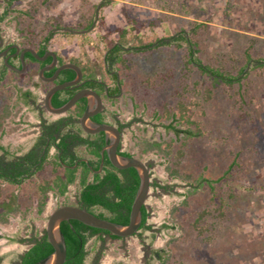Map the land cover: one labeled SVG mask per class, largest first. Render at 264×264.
<instances>
[{
  "label": "rangeland",
  "instance_id": "rangeland-1",
  "mask_svg": "<svg viewBox=\"0 0 264 264\" xmlns=\"http://www.w3.org/2000/svg\"><path fill=\"white\" fill-rule=\"evenodd\" d=\"M7 1L0 0V15ZM103 1L14 0L0 22V32L8 40L30 46L51 31L52 50L65 60L76 58L89 63L107 82L110 79L103 66L105 29L112 31L108 38L117 41V30L128 27L131 21L145 43L173 31L189 32L202 43L199 57L206 64H242L245 50L254 59L264 57V0H185L188 11L175 6L173 11L166 9L162 0H110L107 6L96 9ZM90 18L94 19L90 29H73ZM57 23L60 28L54 27ZM152 23L154 29L150 28ZM198 23L204 26L195 37L191 31ZM185 52V48L161 46L132 54L128 56L132 60L129 68L117 72L122 95L106 103L124 126L122 149L147 164L155 186L146 201L149 217L141 233L122 239L90 238L86 264H160L159 259H153L156 251L177 256L188 264H264V72L253 71L240 94L230 96L218 87L211 101L201 102L198 108L192 106L189 114L199 123L202 134L183 145L182 139L168 130L170 119L163 105L183 89L180 78ZM167 72H172L173 78L163 85L160 77ZM196 78H190L191 84ZM202 79L203 85L207 81ZM14 82L20 81L8 76L0 85V111L6 101L15 102L11 99ZM184 96L188 102L197 99L191 93ZM33 123L14 103L10 118L0 123V131L8 134ZM174 126L184 128L177 123ZM152 142L162 143V150L148 149ZM180 151L184 156L174 176ZM234 160L238 165L231 169V179L227 178V188H223L225 192L231 188L235 197L227 203L223 228L206 245L195 239L190 225L208 204L209 191L207 187L199 189L187 205L183 204V194L195 185L197 176L217 179ZM44 175L40 173L19 188L0 182V201L10 191L19 197V209L6 221L0 220L1 264H16V257L30 246L31 239L45 231L54 209L77 203L80 187L75 182L62 197L48 192L40 213L36 186Z\"/></svg>",
  "mask_w": 264,
  "mask_h": 264
},
{
  "label": "trees",
  "instance_id": "trees-1",
  "mask_svg": "<svg viewBox=\"0 0 264 264\" xmlns=\"http://www.w3.org/2000/svg\"><path fill=\"white\" fill-rule=\"evenodd\" d=\"M14 0H8L6 9L2 15H0V22L3 21L8 8ZM185 0H162L164 7L171 11L178 8L180 11H188ZM110 0H104L96 9L107 6ZM230 6V3H228ZM204 11L199 9L198 12ZM94 19L90 18L86 23H79L74 30L81 29L87 30L92 27ZM202 23L194 25L192 33L194 36H198V29ZM56 28H60L61 24L54 25ZM155 24H151V29H154ZM109 28L105 29V43H106V63L109 66V70H125L129 68L130 55H135L139 52H147L150 49H157L161 46L172 47L177 50L185 48V55L183 56L182 65V77L180 78V85L183 86L182 91L175 92L176 94L171 100L164 103V111L166 117L170 119V123L167 126L168 130H172L176 138L182 139L184 145L189 139H194L202 134V130L197 121L193 119L190 113V109L193 107L198 108L201 106V102L208 103L213 98L214 90L218 87H223L224 90L231 96L240 94L246 87V80L250 74L257 70L264 72V57L254 59L248 50H245L243 56V63L238 64L234 61L233 65L227 67L217 62L216 64H206L199 57L202 43L198 38H192L189 36V32L185 30L173 31L166 37H157L156 40L150 42H143L140 37V33L137 27L130 22L128 27L120 28L117 30L118 39L113 41L108 38L111 34ZM52 32L50 31L44 37L36 42V44L30 45L31 47L41 46L39 55L49 47V42L52 38ZM134 35V37H130ZM132 38V39H131ZM135 41V45H131L130 42ZM32 42V41H31ZM32 58V57H31ZM33 61L35 59L32 58ZM65 61L61 59V63ZM72 63L79 66L84 74L85 78L95 79L97 77L95 69L89 65V63L82 62L81 59L73 58L70 60ZM104 66V64H103ZM64 78L62 80L72 79L75 76L74 71H64ZM118 74V73H117ZM196 74V75H195ZM5 75L0 77V81ZM197 77L193 80L192 84L190 78ZM206 78L207 82L201 84L202 78ZM173 78L172 72H167L160 77V82L164 85ZM186 81V83L184 82ZM190 82V83H189ZM247 91V89H246ZM60 93V92H59ZM188 93L194 94L196 100L188 102L184 96ZM248 93V92H247ZM71 94L66 95L62 100L54 102L55 107H59L66 103L70 99ZM193 96V97H194ZM84 110V106H77L75 114L80 116ZM7 112V111H6ZM174 123L183 125V129H177ZM102 133V132H101ZM104 134V133H102ZM80 140L87 144L88 151L96 156L98 159L100 156V149L103 146V141L99 144L97 141L90 143L87 139ZM63 148H66V144H62ZM170 146V144H168ZM148 149L162 150V143L152 142L148 144ZM147 151V149L145 150ZM9 155V152L6 151ZM184 152H178V161H176V167L172 171V175L176 176L179 173V166L182 163V157ZM54 159L46 160L42 159V162L36 167L35 171H32L33 165L31 164L28 170H20V162H9L3 165V161L0 159V180L2 183H6L10 186L16 185L21 182L23 175H31L27 181L34 180L40 173L45 174L37 184V190L40 194L38 201V211L41 213L48 200V192H53L55 197H62L66 194L68 186L73 184L77 179L79 184V196L78 206L84 208L87 211L93 213L101 219H106L118 224L126 225L129 222V215L131 205L134 200L135 194L139 186V176L135 169L129 170H112L104 167L102 173H96L93 170L98 169V165H94V162H90V166L86 163H80L77 167H65L63 163L67 165L74 164V157L70 161H63L60 163L55 156ZM64 160V157H63ZM236 160L232 162L229 168L224 172V175L217 179L205 177L200 174L194 179L195 185H192L184 194L183 204L187 205L188 199L196 194L199 189L207 187L209 191L208 204L198 211L195 219L191 223L190 227L194 232L195 239L204 244H211L215 239L216 231L222 229L224 220L226 219L228 210L227 203L229 200H233L235 195L231 188H228L225 192L226 180L231 176V169L233 166H237ZM48 170V171H47ZM129 171V180L124 183L119 173L122 176H126ZM49 172V173H48ZM77 172H79L77 174ZM91 176V178H90ZM35 184V182H33ZM220 184L219 187L217 185ZM223 186H225L223 188ZM227 188V187H226ZM112 193V194H110ZM18 195L15 191H10L3 200L0 201V220L6 221L7 217L16 212L19 209ZM118 199V201H116ZM142 225L145 226L149 213L146 209L142 208ZM61 231L64 235L67 255L64 264H86L89 256V251L86 248L87 242L90 238L97 236L98 240H104V237L109 235L113 239H121L114 235H111L108 231L92 228L84 225L77 220L64 221L60 225ZM32 245L26 250V252L20 257V264H35L42 259L48 257L53 252V247L50 245L46 233L40 238L36 237L31 239ZM155 254H158L156 258ZM153 255V259H159L160 264H188L177 256H171L156 251ZM1 261V258H0ZM120 264V263H118Z\"/></svg>",
  "mask_w": 264,
  "mask_h": 264
},
{
  "label": "flooded vegetation",
  "instance_id": "flooded-vegetation-1",
  "mask_svg": "<svg viewBox=\"0 0 264 264\" xmlns=\"http://www.w3.org/2000/svg\"><path fill=\"white\" fill-rule=\"evenodd\" d=\"M29 49L33 50L40 57H43L47 52H52L56 55V62L53 63V58L50 55H48L45 60H37L28 51ZM40 50L41 46L31 47L29 45H21L15 40H8L7 37L3 36L0 32V77L5 75L0 81V85L5 83L8 76H10L11 79H19L20 82H14L12 87L14 92L11 99L15 101L14 103L21 106L23 108V112L34 122L31 126L25 125L24 129H18L16 132L12 131L11 133L5 134L4 130L0 131V159L3 161V165H6L9 162L16 163L19 161L21 164V171L28 170L31 164L33 165L32 171H35L36 167L42 162V159L55 160L54 157L56 156L60 163H63V161H70L74 157L73 165L70 166L63 163V166L71 168L77 167L80 163H86L90 166V162L92 161L94 162V165H98V169L93 170L96 173H102L104 167L112 170H129L130 168H115L110 163L107 154H102V150L107 144L105 134H102L101 132L88 133L82 128L80 119L87 106V98L79 99L76 104L64 114H54L46 109L44 104L45 94L56 85L74 80L76 78V72L68 68L63 69L59 72L55 80L48 81L47 79L53 77L58 68L66 63L72 62L65 60L61 63L62 56L50 47L46 48L42 55H39ZM31 57L35 59V61H33ZM6 62L15 69L8 67ZM53 64L54 66H52ZM103 64L110 79L109 82L105 81L98 75L95 79L85 78L81 68L78 66L82 72L81 80L74 86L57 91L52 97L51 104L54 108H58L54 106V102L62 100L69 93L71 94V99L75 94L83 90H92L96 92L102 100V107L96 115L92 116L91 119L96 122L107 123L118 128L121 134L120 143L117 149L118 154L135 157L132 153L122 149L124 126L119 122L116 113L111 111L106 103V101H115L122 95V83L120 76L115 70H109V66L106 63V52L103 56ZM41 70H44L43 78L40 76ZM67 70L74 71L75 76L72 79L62 80L64 78L63 73ZM14 103L6 101V103L3 104L0 111V123H3V121H7L8 118H10ZM77 106H84V110L80 116L75 114ZM29 127L35 129V132L31 133L30 131L32 129ZM27 132L30 133L26 134ZM80 138L87 139L90 143L97 141V143L100 144L103 141L104 144L100 149L101 157L98 159L96 156L91 154L88 151V145L83 143ZM63 143L66 144V148H63ZM6 151L9 152V155L6 154ZM78 173L79 172H77V174ZM119 175L124 183L128 182L129 176L127 175H129V171L126 176H122L121 173H119ZM28 177H31V175H23L21 177V182L16 183L13 187H21L25 183V180L29 179ZM78 181L79 180L77 179L75 182L78 183ZM153 186H155V183L151 179V187ZM116 201H118V199H116ZM74 205H78V200ZM143 207L146 209V203ZM146 225L147 222L145 226ZM145 226H141L139 232L134 236L139 235ZM44 233H46V231H44L38 238L43 236ZM109 238L111 237L109 236ZM32 244L33 243L31 241L30 246ZM27 249L16 257V264H20V257ZM155 256L158 258V254H155ZM1 263L2 262L0 261V264Z\"/></svg>",
  "mask_w": 264,
  "mask_h": 264
},
{
  "label": "water",
  "instance_id": "water-1",
  "mask_svg": "<svg viewBox=\"0 0 264 264\" xmlns=\"http://www.w3.org/2000/svg\"><path fill=\"white\" fill-rule=\"evenodd\" d=\"M37 60H45L48 55L53 58V63L56 62V55L52 52H47L43 57L38 56L33 50H28ZM6 65L12 69L13 66L6 62ZM54 66V64L52 65ZM51 66V67H52ZM72 69L76 72V78L72 81L65 82L60 85L52 87L44 96V104L48 111L54 114H64L71 109L76 102L81 98H87L88 103L83 115L81 116L80 123L84 131L88 133L105 134L107 144L102 150V154L106 153L110 163L117 169L133 168L139 176V186L135 194L134 200L131 205L129 222L126 225L118 224L106 219H101L93 213L84 208L75 205H61L54 209L46 223V236L53 247V252L46 258L35 264H64L66 261L67 247L64 235L61 231L60 225L64 221L77 220L86 226L108 231L111 235L119 238H127L137 234L142 225V208L145 205L151 189V176L147 165L140 159L132 156H123L118 154L117 149L120 143L121 134L118 128L107 124L99 123L92 120V116L96 115L101 107L102 100L100 96L92 90H83L75 94L64 105L54 108L51 104L53 95L67 87L74 86L82 78V72L78 66L72 63H66L58 68L53 77L47 79L53 81L56 79L59 72L63 69ZM43 71H40V76L43 78Z\"/></svg>",
  "mask_w": 264,
  "mask_h": 264
}]
</instances>
